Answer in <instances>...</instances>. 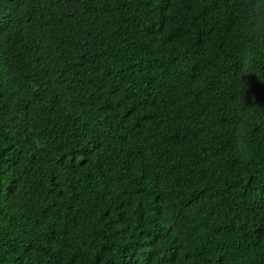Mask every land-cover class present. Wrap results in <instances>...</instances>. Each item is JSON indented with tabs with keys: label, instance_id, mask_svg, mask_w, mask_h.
I'll return each instance as SVG.
<instances>
[{
	"label": "trees",
	"instance_id": "16d2710c",
	"mask_svg": "<svg viewBox=\"0 0 264 264\" xmlns=\"http://www.w3.org/2000/svg\"><path fill=\"white\" fill-rule=\"evenodd\" d=\"M0 264H264V0H0Z\"/></svg>",
	"mask_w": 264,
	"mask_h": 264
}]
</instances>
